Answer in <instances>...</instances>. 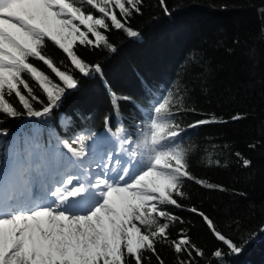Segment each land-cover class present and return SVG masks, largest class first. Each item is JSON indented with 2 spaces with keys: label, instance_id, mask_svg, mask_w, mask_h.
<instances>
[{
  "label": "trees",
  "instance_id": "16d2710c",
  "mask_svg": "<svg viewBox=\"0 0 264 264\" xmlns=\"http://www.w3.org/2000/svg\"><path fill=\"white\" fill-rule=\"evenodd\" d=\"M128 26L136 37L113 28L106 33L115 51L77 44L78 55L101 67L89 76L46 41L44 54L72 73L78 87L66 90L46 116L0 114V175L13 160L50 163L56 152L66 151L64 141L83 138L91 152L106 131L126 150L124 138L134 129L137 136L146 131L152 106L171 92L181 101L173 111H179L175 119L184 130L181 147L189 170L224 190L183 181L185 195L176 198L184 208L161 206L184 221H170L169 240L157 241L161 259L177 264L172 240L183 229L204 251L198 264H264V0H142ZM31 62L59 82L42 62ZM25 78L44 102H33L34 108L42 110L46 96ZM9 99L24 111L18 99ZM201 119L213 122L189 127ZM244 159L252 162L249 167ZM193 206L242 251L230 253L200 216L185 210ZM218 249L225 253L221 258L213 255ZM151 264H158L155 257Z\"/></svg>",
  "mask_w": 264,
  "mask_h": 264
},
{
  "label": "snow or ice",
  "instance_id": "6c2138e0",
  "mask_svg": "<svg viewBox=\"0 0 264 264\" xmlns=\"http://www.w3.org/2000/svg\"><path fill=\"white\" fill-rule=\"evenodd\" d=\"M141 5L142 0H0V114L9 118L50 114L66 90L78 87V80L44 54L46 41L62 50L83 76L100 73V65H90L78 55L77 44L115 51L106 33L113 28L136 37L128 20ZM164 11L168 12L166 6ZM25 74L46 96L42 110L33 106L44 102ZM10 97L18 99L23 112ZM180 103L171 92L162 94L147 116L146 131L137 136L134 129L122 141L128 145V159L116 156L115 168L109 164L107 170L90 174L83 138L64 141L62 147L70 155L61 160L54 154L49 172L39 164L14 166L6 178L11 194L0 198V264H151L153 257L165 264L156 243L169 240L170 221H184L161 206L184 208L176 198L185 195L184 180L224 190L189 170L181 147L184 130L175 119L179 111H173ZM210 122L201 119L189 127ZM251 163L243 160L245 167ZM4 187L5 178L0 176V188ZM185 210L200 216L230 253L242 251L204 212L194 206ZM172 245L177 264H198L196 257L204 256L183 229ZM145 252L151 255L146 257ZM213 255L221 258L225 253L218 249Z\"/></svg>",
  "mask_w": 264,
  "mask_h": 264
},
{
  "label": "rangeland",
  "instance_id": "374dc122",
  "mask_svg": "<svg viewBox=\"0 0 264 264\" xmlns=\"http://www.w3.org/2000/svg\"><path fill=\"white\" fill-rule=\"evenodd\" d=\"M100 141L102 142V144L100 142H97V144H95L96 145L94 147L96 149L95 152L92 155L91 153H88V156L84 158L86 161L85 167L87 168L88 172H90L91 170H94V171L98 170L99 166H103V169L107 170L109 164H111V167L113 168L117 167V163L115 161L116 156H122L124 159H127V156L121 146L120 141L114 138L112 134H110L109 132H105L103 137H101ZM55 154H60L61 160H62L63 155H70V154H67V150L62 151V152L58 151ZM108 157H113V159L109 161ZM96 160H102V161H99V163H95L94 161ZM50 161H52V159ZM34 164H39L45 172H49L50 168L54 167L52 165V162H50L48 165H44L40 163V161L36 163V161L34 160ZM16 165H20L21 167L25 166L24 163L16 161V160H13L8 164V166L6 167V171L4 172V174L1 175L2 177L5 178V187L2 188L3 191L7 189V179L6 178L9 175V173L13 170L14 166Z\"/></svg>",
  "mask_w": 264,
  "mask_h": 264
},
{
  "label": "bare ground",
  "instance_id": "6f19581e",
  "mask_svg": "<svg viewBox=\"0 0 264 264\" xmlns=\"http://www.w3.org/2000/svg\"><path fill=\"white\" fill-rule=\"evenodd\" d=\"M99 161H102V160H96V161H94L95 163H99ZM101 164V163H100ZM101 168H103V166H99V168H98V170H96V171H94V170H91L89 173L90 174H95V173H99L100 171H101ZM11 194V192L8 190H5V191H3V189L2 188H0V198H4V197H6V196H8V195H10Z\"/></svg>",
  "mask_w": 264,
  "mask_h": 264
}]
</instances>
